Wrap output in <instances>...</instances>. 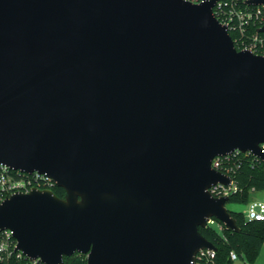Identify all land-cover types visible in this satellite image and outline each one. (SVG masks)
<instances>
[{"label":"water","instance_id":"water-1","mask_svg":"<svg viewBox=\"0 0 264 264\" xmlns=\"http://www.w3.org/2000/svg\"><path fill=\"white\" fill-rule=\"evenodd\" d=\"M213 3L0 0V164L64 191L0 203L15 252L194 264L216 250L209 219L239 231L211 161L264 163V56L236 50Z\"/></svg>","mask_w":264,"mask_h":264},{"label":"built area","instance_id":"built-area-1","mask_svg":"<svg viewBox=\"0 0 264 264\" xmlns=\"http://www.w3.org/2000/svg\"><path fill=\"white\" fill-rule=\"evenodd\" d=\"M186 1L199 4L208 0ZM247 2L248 0H214L212 13L218 22L227 28L228 32L235 34L234 43L240 50H248L253 54L264 56V31H259L264 24V4L253 6ZM254 28H257V31L252 33ZM261 148L264 150V144L261 145ZM237 153L238 151H235L228 155L214 157L211 161L212 169L231 178V174L239 167L238 164H232V158ZM54 186L56 185L53 180L44 174L24 173L0 164V203L17 192L28 193L33 188L52 191ZM208 191L214 197H229L230 194L237 191V187L231 178L229 185L215 184L210 186ZM243 213L248 221L264 222V202L251 200ZM206 226H213L218 231H222L223 228L213 218L206 222ZM11 245L14 250L15 241L11 233L9 231L0 232V253L8 250ZM18 256L23 255L18 252ZM214 257L215 251L200 250L195 256L194 264H216ZM229 257L231 261L238 259L233 251L229 252ZM28 261L31 264L39 262L38 260Z\"/></svg>","mask_w":264,"mask_h":264},{"label":"trees","instance_id":"trees-1","mask_svg":"<svg viewBox=\"0 0 264 264\" xmlns=\"http://www.w3.org/2000/svg\"><path fill=\"white\" fill-rule=\"evenodd\" d=\"M256 31L257 28H254L252 33ZM228 34L236 50H240L234 43L235 34L232 32H228ZM232 164L239 165L231 174L237 191L229 195L227 203L247 205L252 200L250 199L252 192L264 191V163L248 153L238 152L232 158ZM52 192L59 198L64 197V191L57 186L52 188ZM229 212L239 228L238 232L226 230L216 219L214 220L223 226L222 231H218L213 226H205L199 228V232L216 247L214 257L216 264H234V261H231L229 257L230 251H233L238 258L244 259L245 264H253L264 243V222L248 221L242 212ZM0 264L31 263L25 257L18 256V252H15L11 245L8 250L0 253ZM62 264H86V257L74 253L69 257H64Z\"/></svg>","mask_w":264,"mask_h":264},{"label":"rangeland","instance_id":"rangeland-1","mask_svg":"<svg viewBox=\"0 0 264 264\" xmlns=\"http://www.w3.org/2000/svg\"><path fill=\"white\" fill-rule=\"evenodd\" d=\"M250 199L264 202V191L252 192L250 195ZM225 206L229 211H236L242 213L245 212V210L247 209V205L245 204L226 203ZM234 264H245V260L242 258H238L234 261ZM259 264H264V261H259Z\"/></svg>","mask_w":264,"mask_h":264},{"label":"crops","instance_id":"crops-1","mask_svg":"<svg viewBox=\"0 0 264 264\" xmlns=\"http://www.w3.org/2000/svg\"><path fill=\"white\" fill-rule=\"evenodd\" d=\"M259 261H264V243L262 244L258 257L253 264H259Z\"/></svg>","mask_w":264,"mask_h":264}]
</instances>
